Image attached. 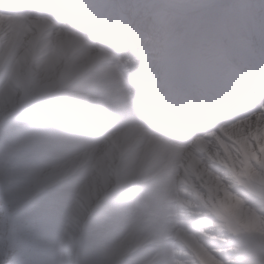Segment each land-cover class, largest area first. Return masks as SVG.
<instances>
[{"label":"bare ground","instance_id":"6f19581e","mask_svg":"<svg viewBox=\"0 0 264 264\" xmlns=\"http://www.w3.org/2000/svg\"><path fill=\"white\" fill-rule=\"evenodd\" d=\"M173 1L193 4L202 0ZM65 2L69 6L60 9L56 0H0V92L7 95L0 100V110L10 105L13 112L33 111L36 115L24 126L15 124L10 130L13 139H34L33 143H39V148L26 155L25 162L37 171H55L64 161L75 160L85 165L113 148L110 158L118 165L117 173L115 179H105L111 188L94 209L105 211V215L91 231L104 232L113 244L135 243L129 262L167 264L152 245L166 244L164 240L178 231L174 225L184 224L178 220L179 203L166 201L165 195L192 180L208 188L206 205L244 237L247 221L253 217V207L264 190V141L249 132L264 121V110L258 108L260 104L256 103L252 111L232 110L231 119L216 126L219 134L212 135V130L204 133L203 138L209 139L203 141L201 148H189L191 143L185 145V150L166 151L148 145L135 146L130 140L117 143V136L136 135L141 130L130 99L136 94L134 81L129 83L131 85L127 83L130 80L126 75L130 70L127 55L107 52L100 43H85L69 33L70 27L81 29L80 26L87 27L90 23L83 9L72 14L73 7L78 6L77 0ZM252 6L264 7L256 0ZM126 15L129 13L125 12L119 22L118 18L116 20L118 25L128 29ZM115 18L109 22H115ZM169 19V24L175 26L173 34L177 35L169 51L175 74L181 76L196 68L209 69L216 80L215 92L223 94L224 101L233 102L226 90L246 86L244 81L238 80L234 69L233 61L238 57L234 55L235 50L225 54L213 52L209 45L215 43L214 40L197 43L194 38L190 39L195 32L193 25L178 34L179 24ZM261 57L264 58L263 52ZM15 71L23 85L11 90L6 82ZM63 105H69L68 109ZM151 105L150 115H153L156 108ZM41 117L44 120L36 125L35 121ZM50 118L57 122H51ZM212 141L222 146L220 155L215 152L218 144ZM189 152H198L202 160L190 158L192 153ZM216 158L235 172L238 182L215 183L209 168ZM129 185L133 189L125 192V186ZM135 191L139 195L133 197ZM135 204L141 209L134 208ZM247 237L248 246L254 249L262 246L256 238Z\"/></svg>","mask_w":264,"mask_h":264},{"label":"rangeland","instance_id":"374dc122","mask_svg":"<svg viewBox=\"0 0 264 264\" xmlns=\"http://www.w3.org/2000/svg\"><path fill=\"white\" fill-rule=\"evenodd\" d=\"M119 1L130 14L129 34L126 33L125 45L122 43L120 47L123 55H127L124 58L127 59L128 67L132 68L128 73L133 78L140 68L145 69V75L139 77L142 85L137 86L139 81H135V88L138 91L149 90V97L155 105H161L160 102L170 94L167 92L161 96L158 89L173 83V59L169 51L177 35L173 34L176 30L175 26L169 24V18L179 24L178 34L193 25L195 32L190 39L194 38L197 43L214 40L215 43L209 45L213 52L224 54L225 49H232L235 50V56L243 57L246 53L261 58L257 50L264 48V40H260V32L256 34L254 30L263 22L264 7H253L255 0H202L193 4H189L191 1L177 3L173 0ZM256 1L264 5V0ZM76 12L74 10L73 14ZM229 17L234 20L231 22ZM82 34L83 31H79V40L84 39ZM97 35L99 37L98 31L96 35L93 33L95 39ZM103 49L110 51L106 46ZM132 49L135 51L131 52ZM241 66L243 72H249L248 67ZM236 72L238 80L242 79V73L239 70ZM242 80L247 83L246 79ZM261 80L263 89L264 74ZM22 85L19 73L12 72L6 87L12 90ZM245 97L252 104L253 100L257 101L256 98L260 97L258 108L264 110L262 96L252 94ZM5 98L7 95L0 92V100ZM145 105L150 106L148 103ZM67 106L62 107L68 109ZM35 118V112H13L10 105L0 110V264H142L139 261L129 262L134 254L135 243L127 245L126 241H121L120 245L113 244L104 232L91 231L92 226H97L105 215V211L94 210L111 188L105 179H115L117 173L118 165L110 158L114 149L98 154L85 165L70 160L64 161L55 171H37L25 162V157L39 148V143H33L34 139H13L10 136L12 125L24 126ZM42 120L43 117L37 119L35 124L38 125ZM50 121L57 122L52 118ZM249 132L257 134L264 141V121ZM211 133L214 136L219 134L216 131ZM208 139H193L187 143H192L189 148H201L203 141ZM128 140L134 141L132 143L135 146L148 145L166 151L186 148L183 142L161 141L149 136L145 133L143 120L138 134L117 136L115 141L122 144ZM221 147L219 144L216 146L217 155H220ZM189 157L202 160L198 152ZM220 162L218 158L210 162L209 174L215 183L230 185L238 182L235 172ZM131 185L125 186L127 188L124 191H131ZM138 193L135 191L133 197L138 196ZM165 198L166 201L179 203L178 220L184 224L174 225L178 231L167 241L164 240L166 244L157 242L152 245L156 253H161L162 258L167 260V264H264V190L261 191V199L253 207V217L245 227V232L251 238L262 243L258 249L246 244V233L244 238L226 219L206 205L209 200L208 188L199 181L180 184ZM134 208L141 209L138 204Z\"/></svg>","mask_w":264,"mask_h":264}]
</instances>
